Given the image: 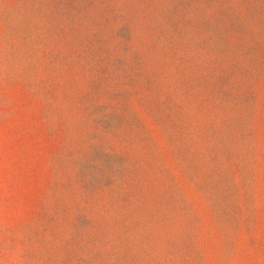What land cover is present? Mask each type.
Here are the masks:
<instances>
[{"label":"rangeland","instance_id":"374dc122","mask_svg":"<svg viewBox=\"0 0 264 264\" xmlns=\"http://www.w3.org/2000/svg\"><path fill=\"white\" fill-rule=\"evenodd\" d=\"M0 264H264V0H0Z\"/></svg>","mask_w":264,"mask_h":264}]
</instances>
